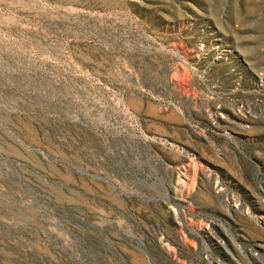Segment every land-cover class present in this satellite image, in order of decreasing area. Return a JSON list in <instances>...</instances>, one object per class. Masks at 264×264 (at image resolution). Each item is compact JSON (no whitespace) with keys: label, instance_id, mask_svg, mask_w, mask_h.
Masks as SVG:
<instances>
[{"label":"rangeland","instance_id":"obj_1","mask_svg":"<svg viewBox=\"0 0 264 264\" xmlns=\"http://www.w3.org/2000/svg\"><path fill=\"white\" fill-rule=\"evenodd\" d=\"M0 264H264V0H0Z\"/></svg>","mask_w":264,"mask_h":264}]
</instances>
